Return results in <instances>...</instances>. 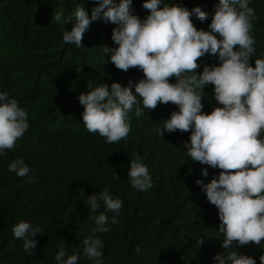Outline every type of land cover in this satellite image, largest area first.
Wrapping results in <instances>:
<instances>
[{
  "label": "trees",
  "instance_id": "1",
  "mask_svg": "<svg viewBox=\"0 0 264 264\" xmlns=\"http://www.w3.org/2000/svg\"><path fill=\"white\" fill-rule=\"evenodd\" d=\"M144 2L132 0L131 5V13L142 21L150 14L142 7ZM218 4L219 0H162L161 7L178 5L189 11L199 7L208 19L201 22L193 16L192 21L197 30L210 31ZM81 6L90 18L98 3L0 0V88L25 107L29 124L13 149L0 152V264H60L55 257L62 242L65 260L79 249L78 264H95L83 255V241L89 237L103 241L102 264H218L214 259L218 254L232 251L260 264L264 240L260 245L234 242L231 248L222 247L225 237L219 231L218 209L196 184L197 180L209 184L220 170L191 160L184 147L190 145L191 131L158 134L171 113L179 111L176 105L158 104L149 110L141 101L139 117L134 105L128 113L131 131L116 143L90 133L78 119L77 109L84 112L80 95L102 84L110 91L113 83L128 87L130 81L144 79L142 70L124 72L110 62L111 53L104 48L118 47L112 40L117 25L105 21L103 14L85 31L82 47L64 43L63 35L73 25L51 19L57 11L67 18ZM249 7L255 12L250 31L255 53L249 64L255 67V59H264V0H249ZM198 63L197 74L206 65L220 66L218 55L206 54ZM169 82L175 83V78ZM201 94L203 113L210 114L209 102L219 105L214 86H205ZM135 156L151 176L147 190L134 189L128 178ZM17 158L30 168L28 176L9 172ZM203 169L207 177L202 176ZM104 189L123 206L118 216L107 213L105 227L110 231L93 232L95 217L105 206L101 201L93 212L88 199ZM113 216L118 224L111 223ZM20 222L40 228L34 255L24 251L23 239L14 236L13 227Z\"/></svg>",
  "mask_w": 264,
  "mask_h": 264
},
{
  "label": "clouds",
  "instance_id": "2",
  "mask_svg": "<svg viewBox=\"0 0 264 264\" xmlns=\"http://www.w3.org/2000/svg\"><path fill=\"white\" fill-rule=\"evenodd\" d=\"M96 2L98 6L92 9L90 18L81 6L67 18L63 11H57L51 22L71 23V31L64 33L63 41L82 47L85 31L103 14L105 21L117 25L112 40L118 47L104 48L111 53L110 62L124 72L138 68L144 79L135 84L130 81L128 87L113 83L110 91L107 84H102L80 95L84 112L77 109L78 119L90 133L98 132L108 143H116L131 131L128 113L134 105L138 117L142 114L141 101L149 110L158 104L176 105L179 111L171 113L158 134L191 131L190 145H184L191 160L220 170L218 178L209 184L204 185L203 180L196 184L206 190L208 201L218 209L219 231L225 237L222 247L231 248L234 242L240 246L260 245L264 240V139L260 138L264 132V59H255V67L249 64L255 53V40L250 35L255 12L249 0H219L210 31L197 30L192 21L193 16L201 22L208 19L199 7L189 11L178 5L161 7L162 0H145L142 7L150 14L142 21L131 13L132 0ZM206 54L218 55L220 66L206 65L197 74L198 60ZM172 78L175 83L169 82ZM209 84L214 86L219 105L209 102L207 106L213 110L204 114L206 105L201 102V93ZM28 127L25 107L0 88V152L13 149ZM8 170L19 177L30 172L22 158L11 162ZM208 175L203 169L202 176ZM128 178L138 191L152 186L148 168L139 156L130 160ZM101 201L105 209L95 217L97 228L93 232L106 233L110 231L105 227L109 222L107 213L118 216L123 202L104 189L88 199L93 212L100 209ZM116 216L112 224L119 223ZM39 232V226L29 222L13 227L15 238L23 239L24 251L32 255ZM83 245V255L102 264L103 241L89 237ZM59 248L55 259L60 264H78L79 249L65 260V244L62 242ZM214 259L218 264H256L255 259L237 251L218 254ZM260 264H264V255L260 256Z\"/></svg>",
  "mask_w": 264,
  "mask_h": 264
}]
</instances>
